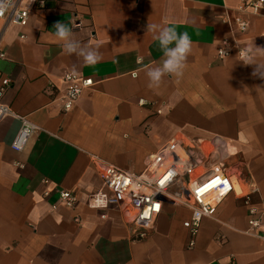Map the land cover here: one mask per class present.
<instances>
[{
    "label": "crops",
    "instance_id": "1",
    "mask_svg": "<svg viewBox=\"0 0 264 264\" xmlns=\"http://www.w3.org/2000/svg\"><path fill=\"white\" fill-rule=\"evenodd\" d=\"M251 1L25 0L26 24L0 18V84L10 80L0 103L13 113L0 120V264H264V224L261 236L248 231L250 209L264 211V78L236 50L218 55L226 41L264 49V5L256 14ZM239 18L249 23L244 33ZM57 21L99 46L102 60L86 65L40 39ZM148 24L175 25L193 42L184 76L166 78L158 92L143 71L163 56ZM254 58L264 65V50ZM74 69L95 84L65 112L63 75ZM25 119L36 130L17 151ZM178 139L196 156L213 152L238 186L196 236L185 225L192 207L173 191L146 230L116 204L96 206V159L139 174ZM62 190L76 194L74 206Z\"/></svg>",
    "mask_w": 264,
    "mask_h": 264
},
{
    "label": "built area",
    "instance_id": "2",
    "mask_svg": "<svg viewBox=\"0 0 264 264\" xmlns=\"http://www.w3.org/2000/svg\"><path fill=\"white\" fill-rule=\"evenodd\" d=\"M25 0H12L10 7L0 18L7 23L26 24L31 6L21 7ZM32 3L41 7L45 6V0H32ZM247 8L258 14L264 5V0L246 2ZM238 31L244 33L249 27L246 19L237 20ZM72 24L75 27L82 25L78 16H74ZM236 50L240 58L245 59L250 55L249 51L236 42L226 41L220 47L218 55L226 58ZM5 52L0 51V58L5 57ZM66 88L61 93L62 109L70 111L82 94L94 84L92 78H85L79 74L67 71L63 75ZM10 84L8 78H4L0 84V99ZM9 114H13L10 108L0 103V120ZM36 125L28 120H23L22 126L16 136L12 147L22 151L27 145ZM196 146L187 144L178 139L154 154L143 172L137 174L122 169L114 164L101 159H96V166L102 178V189L96 194V206L107 207L116 204L130 222L138 229L151 228L161 212L166 198L182 202L192 207V216L185 222L191 235L198 233L200 224L205 217L215 213L220 202L230 193L236 191V182L233 175L228 173L226 167L212 158L213 152L196 156ZM174 189V190H173ZM61 200L66 206H74L77 202L76 194L69 190L60 192ZM249 233L261 236V228L264 224V211L250 209Z\"/></svg>",
    "mask_w": 264,
    "mask_h": 264
},
{
    "label": "clouds",
    "instance_id": "3",
    "mask_svg": "<svg viewBox=\"0 0 264 264\" xmlns=\"http://www.w3.org/2000/svg\"><path fill=\"white\" fill-rule=\"evenodd\" d=\"M29 2L31 3L32 0ZM13 6L12 0H0V16ZM53 29L55 31L43 33L40 39L57 44L65 55H75L82 59L86 65H95L102 60L99 46L82 44L76 38L74 29L68 24L57 21L54 23ZM147 30L152 33L153 40L158 42L163 53L158 64L149 65L143 69L148 87L158 92L166 78L179 81L184 76L188 67V58L193 52V42L187 31L179 33L175 25L148 24ZM260 50L264 49L253 44L250 50L251 54L246 57L244 63L258 65L253 71V76L264 78V65L257 63L254 58L255 53ZM73 74H76L75 69Z\"/></svg>",
    "mask_w": 264,
    "mask_h": 264
},
{
    "label": "rangeland",
    "instance_id": "4",
    "mask_svg": "<svg viewBox=\"0 0 264 264\" xmlns=\"http://www.w3.org/2000/svg\"><path fill=\"white\" fill-rule=\"evenodd\" d=\"M236 187L238 188L237 184H236Z\"/></svg>",
    "mask_w": 264,
    "mask_h": 264
}]
</instances>
